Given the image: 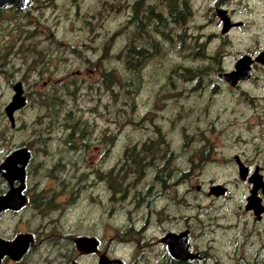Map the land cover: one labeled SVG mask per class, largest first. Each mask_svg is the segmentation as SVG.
<instances>
[{
  "label": "rangeland",
  "instance_id": "1",
  "mask_svg": "<svg viewBox=\"0 0 264 264\" xmlns=\"http://www.w3.org/2000/svg\"><path fill=\"white\" fill-rule=\"evenodd\" d=\"M132 2L30 0L24 16L9 9L0 23V149L6 154L26 146L32 154L26 177L28 203L1 217L0 235L37 233L20 262H6L63 264L68 255H76L73 239L81 234L102 240L110 254L132 258L131 244L114 245L115 227L130 221L128 209L122 211V199L104 198L91 170L107 154V145H114V150L106 164L114 160L113 153L122 160L126 144L141 143L147 134L154 138L159 131L169 150L184 155L179 160L184 169L179 191L185 197L177 205L169 188L156 201L157 210L167 202L171 205L167 222L147 231L154 240L149 258L162 256L164 245L157 237L184 222L193 229L192 242L209 251L207 264H264V213L256 220L245 209L251 183L239 177L231 161L233 153H242L251 169L259 165L264 179V64L254 62L252 75L239 86L218 75L231 70L242 54L264 49V0H190L192 13L181 24L180 38L172 37L169 44L162 36H146L156 40L149 51L157 54L149 55L137 76L117 56L129 38L144 34L131 25L124 27ZM218 6L239 22L228 32H221ZM170 26L174 34L180 27ZM194 51L205 55L196 57ZM184 66L199 71L193 75ZM110 68L121 78H114L108 88L103 70ZM131 77L135 83L130 85ZM16 80L22 81L26 104L15 111L11 126L4 105ZM61 86L64 91L56 98L55 89ZM130 88H136L132 105L127 103ZM204 141L209 152L202 153ZM174 154L171 159L177 158ZM76 159L83 162L75 167ZM77 167L88 172L77 175ZM149 180L146 176L140 182L143 191ZM76 181L84 183L78 194ZM213 182L227 183L229 191L208 194ZM257 193L264 204V193ZM39 198L47 199L49 210L33 206ZM134 205L131 200L126 206ZM133 213L138 226L149 218L145 206ZM160 217L155 212L151 219L157 222ZM80 260L98 264L94 253Z\"/></svg>",
  "mask_w": 264,
  "mask_h": 264
},
{
  "label": "flooded vegetation",
  "instance_id": "2",
  "mask_svg": "<svg viewBox=\"0 0 264 264\" xmlns=\"http://www.w3.org/2000/svg\"><path fill=\"white\" fill-rule=\"evenodd\" d=\"M29 4H30V0H28L27 6L25 8L17 7L11 3H6L0 6V23L6 21L7 19L6 12H8L9 9L17 10L19 11V13H22L24 16L26 10L28 11ZM185 8H187L190 17L192 13L190 0H133L129 14L130 25L137 32L144 33L146 36H154L157 38L159 36L165 35L171 38L172 37L180 38V36H182L183 33V26L181 24H184L182 15L183 12L185 11ZM171 24H176L177 26H180L179 29L175 31V34L172 30V27L170 26ZM242 80L244 79L238 80L234 85L230 84L228 81L227 82L231 86H239V82ZM156 134L157 136L154 138L147 134V139L145 138L146 139L145 142L141 141L142 140L141 139L140 140L141 143L126 144L124 146L123 159L122 160L119 159L118 157L120 155L119 153H117L116 157L113 153L114 160L108 164H106V162L107 161L110 162V160H108V157L111 159V156H109V154L111 150L113 152L114 145H112L111 147L107 145L106 147L107 154L103 155V158L98 160L97 169L91 170L92 173L96 174V179H98L97 184L99 189L102 190L104 198L105 199L108 198L109 201H117L118 199H122V204L124 205L122 211L128 209L127 212L130 221L123 228H120V226L115 227L116 235L114 236V238L117 239H114V245L116 246V244H122V243L131 244L132 247L134 248L132 258L130 257L126 261L125 258L121 256V254L118 253L110 254L108 250V245L104 244V246L102 247V240L100 239H98L99 242L97 245V249L95 251L92 252L80 251L75 246V241H74L75 238H74L73 239L74 249H76L77 253L74 256L68 255L69 257L68 256L66 257L63 264H67L71 261H77L79 264H81L80 262L81 256H86L87 254H93V253L97 254L98 256V254L102 252L106 253L110 257H114V256L120 257L123 260L124 264H152L159 260H162L164 264H173V263L177 264L185 261L192 262L194 264H200L201 261L204 263L205 261L209 260L208 257L210 256L209 251L205 248L197 247L192 242L193 229L189 223H184V222H182V224H180V226L176 228H166L165 231H163V233L159 237H157V240L162 242L164 245V247L162 248L163 252L161 257H159L157 260H152L148 256V253L151 250L154 240L147 235V231L152 226L162 225L164 222H167L168 214L166 217V211H168V207L171 205L170 202H167L161 210H157L155 206L156 201L161 197H163L164 193L167 194L166 190L169 188H170L171 200L176 201L177 205L182 203L185 197L184 192L180 194L179 191V186L182 185L184 182V169L180 167L179 160L184 155L182 154V151L180 152V150L177 149L169 150L164 145L165 140L163 136H161L162 133L157 131ZM110 144H112V142L109 143V145ZM132 149H134L135 151H140L143 149L141 155L144 156V158H141L139 160L130 158V151ZM173 151H175L174 157H177L175 159H171V154ZM1 152L2 151L0 149V161H2L4 156L7 154V153L3 154ZM235 155H238V157L245 164L249 166V170L252 171L251 165L248 164L247 160L245 159L242 153H233V155L231 156V161L233 164L237 165ZM31 156L32 154L30 155V158L25 166L24 187L22 189V192H24L26 196V202L18 209H11V208L5 209L0 214V219L6 212H11V213L16 212L22 209L24 205L28 203L29 200L28 194L30 188H28L26 177H27V167L30 162ZM80 161L83 162V160H78V159L74 160L72 166L75 167L78 166ZM75 170L77 171V175H79L80 172H84L85 174L88 172V170L79 169L78 167ZM123 176L124 179L122 180L121 178ZM146 176L150 180L147 182L146 190L143 191L139 187V184ZM134 183H136L137 185L135 187H132ZM13 184L18 185L19 180L15 179ZM223 184H225L227 187L226 191L223 193L225 194L229 191V185L225 182H223ZM75 185L77 189L76 193L78 194V190H81L82 187H84V183L83 181L82 182L76 181ZM197 187L199 188V186ZM8 188H9L8 181L0 174V194L4 193ZM44 189L45 188L42 187V191H44ZM83 190L84 189H82L81 192ZM37 194L40 193L37 192ZM223 194H219V195H223ZM212 195L215 194L212 193ZM219 195H215V196H219ZM246 196H245V203H246ZM261 196L262 195H260V197ZM105 199L101 201L100 198V201L105 203L106 202ZM131 200H134L135 205L131 208H128L126 205ZM245 203H244V207H245ZM34 204L35 205L37 204V206L40 205V207L46 208V210H49L50 208L46 198H39L38 202H36L34 199L33 206H35ZM144 206L148 210L149 218L145 219L144 222L140 226H138L137 225L138 217L134 215L133 211L139 210ZM245 209L251 211L253 217L255 218L254 212L251 208L245 207ZM119 210H120V206H119ZM155 212H157L159 216L162 215V217H160L157 222H153L151 219L152 215ZM263 213L264 211L262 212L259 218H255V219L256 220L262 219ZM195 217L197 219V222L199 223L200 221L199 215L198 216L195 215ZM184 231H187L190 250L193 252H197L198 255L187 259L172 257L166 249V242L162 238L169 232L179 234ZM25 232H30V231H25ZM31 233L33 235V240L29 243L25 253L17 260H13L5 257L4 258L5 263L9 264V262H6V260L12 262H20L23 259L27 251L36 241L37 233L34 232ZM15 234L2 236V237L10 239L13 238ZM207 252L208 254L206 256V254L204 253Z\"/></svg>",
  "mask_w": 264,
  "mask_h": 264
},
{
  "label": "water",
  "instance_id": "3",
  "mask_svg": "<svg viewBox=\"0 0 264 264\" xmlns=\"http://www.w3.org/2000/svg\"><path fill=\"white\" fill-rule=\"evenodd\" d=\"M28 0H0V6L11 3L17 7L25 8ZM215 11L221 19V32H227L231 27L237 25L238 21H233L227 12V9L221 6L215 8ZM260 62L264 64V49L252 55L244 53L237 57L234 62V67L231 70H223L218 74L230 84H235L238 80L246 79L252 75V63ZM12 95L8 102L4 105V112L10 121L11 126H15L14 113L19 108L26 104V96L23 90L21 80H16L12 84ZM30 150L26 146L14 148L7 153L2 161H0V174L9 183V188L0 194V214L7 208L18 209L26 202V196L22 189L24 187L25 166L30 158ZM238 175L241 179H247L251 183L249 193L246 196V208H251L255 218H259L264 211V204L261 202V197L258 195V190L261 189L264 193V179L260 172L259 165H256L252 171L238 155H235ZM19 180L18 185H14V180ZM227 187L220 182L211 183L208 187V194H223ZM166 242V249L172 257L187 259L198 255L197 252L190 250L187 231L179 234L169 232L163 238ZM33 240L31 232L21 231L15 234L13 238H4L0 236V264H8L4 262V258L17 260L27 250L29 243ZM75 246L78 250L84 252H92L97 249L98 238L94 235L81 234L75 237ZM98 264H124L120 257H110L102 252L98 254ZM67 264H79L77 261H71Z\"/></svg>",
  "mask_w": 264,
  "mask_h": 264
},
{
  "label": "trees",
  "instance_id": "4",
  "mask_svg": "<svg viewBox=\"0 0 264 264\" xmlns=\"http://www.w3.org/2000/svg\"><path fill=\"white\" fill-rule=\"evenodd\" d=\"M182 18H183V22L184 23L189 18V13H188L187 8H185V11L183 12ZM127 26H130V21L129 20H127L126 24L124 25V27H127ZM162 37H163V40L169 42V44L172 43V40H171L172 38L171 37L165 36V35L162 36ZM138 43H140V44H138ZM151 44H153V45L156 44V40L152 39V40L148 41V38H146L145 34H140L138 36H133V37L128 39L127 43L122 47V49L117 54V56L119 55L120 59L124 60V62H123L124 65L123 66L126 69H128L129 71H131L132 75H136V74L138 75V73H139V71L141 69V66L143 65L144 61L149 57V55L157 54V53H150L149 46H152ZM172 48H175V47H172ZM181 55H186L187 56L189 54H181ZM193 55L196 56V57H199V56H203L205 54H202V51H200V52L194 51ZM183 68L185 70H187V71H191V73L193 75H196L198 73V71H199V67L184 66ZM113 71L114 70L111 69V68L103 70V76H104L103 81L105 82V85L108 88L111 87L112 82H114L113 81L114 78L116 80L121 78L120 75H114ZM126 80H129V79H126ZM132 83H135V81L133 80V77H131V80H130L129 84L131 85ZM136 85L138 86V84H136ZM57 89H58V92H56ZM130 89H131V91H129V93L127 95L129 97V99L127 100V103L132 105L130 98L131 99L134 98V91L136 90V88L133 89V90H132V88H130ZM63 91H64V86H61L60 88H56L55 89L56 98H58V93L59 92L61 93ZM71 93H73V91ZM63 98H64V96H63ZM53 106H55V103L53 104ZM56 113L58 114V112H56ZM128 120H130V119L128 118ZM83 124L85 125V122H83ZM73 131H75V130L73 129ZM69 140H70V142H72V139H69ZM142 141L145 142L146 139L144 138ZM81 142L84 143L85 140L83 138H81ZM205 143H206V141L203 142V144H202L203 147H202V149H200L202 153L204 151L205 152H209V148L206 146ZM142 152H143V149L140 150V151H135L134 149H132L130 151V158H133V159H136V160L144 158V156L141 155ZM208 159H211V158H208ZM121 179L123 180L124 176ZM35 206L41 208L40 205L37 206V204H36ZM152 264H164V263H163L162 260H159V261L154 262ZM173 264H175V263H173ZM177 264H194V263L185 261V262H181V263H177ZM200 264H207V263L206 262H204V263L202 262Z\"/></svg>",
  "mask_w": 264,
  "mask_h": 264
}]
</instances>
